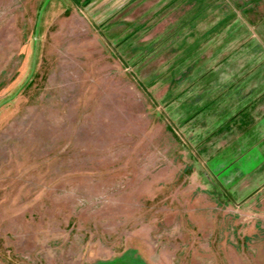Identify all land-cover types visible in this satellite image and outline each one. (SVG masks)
Segmentation results:
<instances>
[{
    "label": "rangeland",
    "instance_id": "1",
    "mask_svg": "<svg viewBox=\"0 0 264 264\" xmlns=\"http://www.w3.org/2000/svg\"><path fill=\"white\" fill-rule=\"evenodd\" d=\"M0 264H264V0H0Z\"/></svg>",
    "mask_w": 264,
    "mask_h": 264
},
{
    "label": "trees",
    "instance_id": "2",
    "mask_svg": "<svg viewBox=\"0 0 264 264\" xmlns=\"http://www.w3.org/2000/svg\"><path fill=\"white\" fill-rule=\"evenodd\" d=\"M203 2H204V0H198V8H199V9H200V7L203 6ZM196 15H197V14L192 15L189 19L194 20Z\"/></svg>",
    "mask_w": 264,
    "mask_h": 264
}]
</instances>
